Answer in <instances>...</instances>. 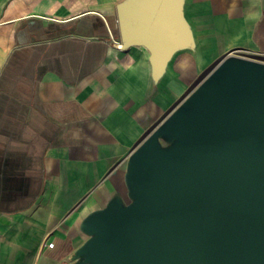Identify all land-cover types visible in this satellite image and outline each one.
Here are the masks:
<instances>
[{
    "label": "crops",
    "instance_id": "1",
    "mask_svg": "<svg viewBox=\"0 0 264 264\" xmlns=\"http://www.w3.org/2000/svg\"><path fill=\"white\" fill-rule=\"evenodd\" d=\"M124 1L0 0V264H72L81 218L199 75L264 56V0H184L194 46L158 77L118 47Z\"/></svg>",
    "mask_w": 264,
    "mask_h": 264
},
{
    "label": "water",
    "instance_id": "2",
    "mask_svg": "<svg viewBox=\"0 0 264 264\" xmlns=\"http://www.w3.org/2000/svg\"><path fill=\"white\" fill-rule=\"evenodd\" d=\"M123 47L161 76L192 48L184 0H125ZM72 264H264V61L233 51L129 153Z\"/></svg>",
    "mask_w": 264,
    "mask_h": 264
},
{
    "label": "rangeland",
    "instance_id": "3",
    "mask_svg": "<svg viewBox=\"0 0 264 264\" xmlns=\"http://www.w3.org/2000/svg\"><path fill=\"white\" fill-rule=\"evenodd\" d=\"M210 69L204 71L201 75H199V77L194 81L193 85L190 87V89H188L187 91H185L183 96H186L193 88H195V86L209 73ZM181 99L177 100V104Z\"/></svg>",
    "mask_w": 264,
    "mask_h": 264
},
{
    "label": "built area",
    "instance_id": "4",
    "mask_svg": "<svg viewBox=\"0 0 264 264\" xmlns=\"http://www.w3.org/2000/svg\"><path fill=\"white\" fill-rule=\"evenodd\" d=\"M118 47L119 48H123V45L122 44H118ZM234 53L237 54V55H240V56L254 58V59H257V60H263L264 61V56L253 57V56H250V55H246V54L240 53V51H234ZM48 246L49 247H54V243H50Z\"/></svg>",
    "mask_w": 264,
    "mask_h": 264
}]
</instances>
